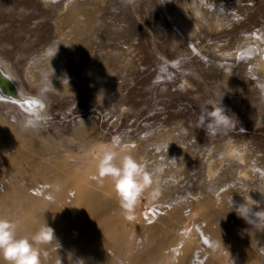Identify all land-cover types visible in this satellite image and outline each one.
<instances>
[{
	"label": "rangeland",
	"instance_id": "1",
	"mask_svg": "<svg viewBox=\"0 0 264 264\" xmlns=\"http://www.w3.org/2000/svg\"><path fill=\"white\" fill-rule=\"evenodd\" d=\"M0 55L51 102L29 131L0 104V215L53 228L43 264H264V0H0ZM117 137L158 181L133 221L91 178Z\"/></svg>",
	"mask_w": 264,
	"mask_h": 264
},
{
	"label": "clouds",
	"instance_id": "2",
	"mask_svg": "<svg viewBox=\"0 0 264 264\" xmlns=\"http://www.w3.org/2000/svg\"><path fill=\"white\" fill-rule=\"evenodd\" d=\"M56 51L57 45L54 50L48 51L49 61ZM52 74L53 71L50 75H45L44 81L53 87L50 81ZM221 97L222 95L216 101L208 102L198 114L196 127L203 128L208 136L227 134L235 129L238 122L234 115L227 113L221 103ZM133 148L134 145L122 143L118 137L110 143L99 145L94 155L96 171L91 176L92 179H111L120 207L127 214L126 219L129 221L135 219L137 204L154 183L157 187L152 196L155 198L159 195L156 172L150 170L146 162L133 154ZM56 190L59 191L58 186ZM53 241H56L54 230L45 221L34 232L21 234L18 220L10 215H0V264H43V260L48 257V252L43 250V247L51 245ZM221 246V241L215 242L214 249L218 250Z\"/></svg>",
	"mask_w": 264,
	"mask_h": 264
},
{
	"label": "water",
	"instance_id": "3",
	"mask_svg": "<svg viewBox=\"0 0 264 264\" xmlns=\"http://www.w3.org/2000/svg\"><path fill=\"white\" fill-rule=\"evenodd\" d=\"M0 104L12 107L18 126L29 131L39 127L47 117L51 102L45 93L28 91L11 58L8 55H0Z\"/></svg>",
	"mask_w": 264,
	"mask_h": 264
},
{
	"label": "bare ground",
	"instance_id": "4",
	"mask_svg": "<svg viewBox=\"0 0 264 264\" xmlns=\"http://www.w3.org/2000/svg\"><path fill=\"white\" fill-rule=\"evenodd\" d=\"M68 12H69V7L66 8V10L64 11V15H63L64 17L62 16L63 19H65V16L67 15ZM63 19H62V20H63Z\"/></svg>",
	"mask_w": 264,
	"mask_h": 264
},
{
	"label": "snow or ice",
	"instance_id": "5",
	"mask_svg": "<svg viewBox=\"0 0 264 264\" xmlns=\"http://www.w3.org/2000/svg\"><path fill=\"white\" fill-rule=\"evenodd\" d=\"M32 103H39L38 101H32ZM42 106V105H41Z\"/></svg>",
	"mask_w": 264,
	"mask_h": 264
}]
</instances>
